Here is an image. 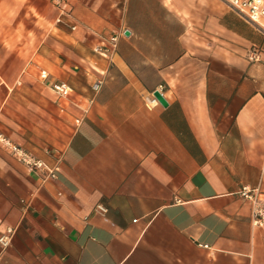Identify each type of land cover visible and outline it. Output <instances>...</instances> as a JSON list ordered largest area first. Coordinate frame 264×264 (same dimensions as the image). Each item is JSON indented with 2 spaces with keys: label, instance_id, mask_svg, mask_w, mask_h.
I'll use <instances>...</instances> for the list:
<instances>
[{
  "label": "crops",
  "instance_id": "0c3cea01",
  "mask_svg": "<svg viewBox=\"0 0 264 264\" xmlns=\"http://www.w3.org/2000/svg\"><path fill=\"white\" fill-rule=\"evenodd\" d=\"M66 7L75 29L51 0H0V131L60 163L42 180L0 143V264H264L237 193L264 191V32L223 0Z\"/></svg>",
  "mask_w": 264,
  "mask_h": 264
},
{
  "label": "built area",
  "instance_id": "2783aa9c",
  "mask_svg": "<svg viewBox=\"0 0 264 264\" xmlns=\"http://www.w3.org/2000/svg\"><path fill=\"white\" fill-rule=\"evenodd\" d=\"M232 10L240 16L254 23L264 32V0H223ZM52 4L57 8V15L54 18L56 23L67 20L71 29L77 27L76 23L70 21L71 13L66 7V0H51ZM123 34L122 30L112 32L108 38L99 44L94 45L93 50L101 56L110 58L115 52L118 43V37ZM250 58L256 59V53L252 52ZM103 76L94 77L91 83L93 93H96L103 84ZM60 91L69 89L67 83H61L58 87ZM159 90V89H157ZM160 91V90H159ZM161 92V91H160ZM145 103L147 106H152L159 103L153 92L146 97ZM0 143L9 149L19 160H21L29 170L40 174L42 180L56 177L60 170L59 159L54 163L49 164L25 147L12 141L4 132L0 131ZM240 197L247 200L251 204L250 222L254 226H264V191L260 185L243 184L237 190ZM95 208L101 212L106 211V207L98 203ZM15 227L7 226L0 233V247L6 248L11 244Z\"/></svg>",
  "mask_w": 264,
  "mask_h": 264
},
{
  "label": "water",
  "instance_id": "95a60500",
  "mask_svg": "<svg viewBox=\"0 0 264 264\" xmlns=\"http://www.w3.org/2000/svg\"><path fill=\"white\" fill-rule=\"evenodd\" d=\"M125 32L127 33V31ZM153 94L157 97V99L162 105H167V100L165 99V97L162 95V93L159 90L157 89L153 90Z\"/></svg>",
  "mask_w": 264,
  "mask_h": 264
}]
</instances>
